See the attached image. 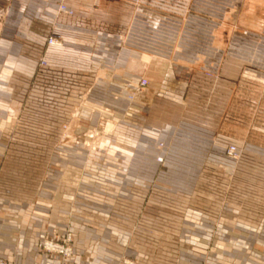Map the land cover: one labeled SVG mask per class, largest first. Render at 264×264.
<instances>
[{"label":"crops","instance_id":"obj_1","mask_svg":"<svg viewBox=\"0 0 264 264\" xmlns=\"http://www.w3.org/2000/svg\"><path fill=\"white\" fill-rule=\"evenodd\" d=\"M61 3L71 15L58 11ZM260 4L195 0L197 17L188 16L180 29L172 19L151 29L136 20V0H0V64L7 67L0 69V188L8 154L4 130L16 126L19 113L43 111L28 104L41 60L89 81L70 95L76 107L89 86L80 107L81 116L89 118L86 124L100 121L106 127L97 112L102 108L113 111L117 125L115 139L106 143L117 151L113 157L54 155L61 163L55 170L60 180L44 183L39 197L16 200L0 190V258L8 264H59L36 248L55 225L56 239L67 230L74 234V264H104L96 262L102 251L109 263L120 252L138 264H264V186L242 187L243 160L264 154L211 124L179 117L189 106L187 79L194 65L186 60L191 54L217 79L227 59H234L248 66L242 80L263 83L264 41L233 48V32L225 48L220 44L226 19L244 6L242 22ZM150 18L157 23L160 16L150 13ZM49 35L62 46H47ZM141 78L148 86L136 91L131 103L110 101L112 91ZM244 90L239 92H252ZM71 105L57 112L65 115ZM155 142L167 146L162 165L155 161L162 152ZM231 143L244 145L237 162L224 155ZM98 175L107 176L106 184L98 185ZM35 208H41L40 217ZM137 220L141 225L135 233ZM135 241H140L137 249Z\"/></svg>","mask_w":264,"mask_h":264},{"label":"rangeland","instance_id":"obj_2","mask_svg":"<svg viewBox=\"0 0 264 264\" xmlns=\"http://www.w3.org/2000/svg\"><path fill=\"white\" fill-rule=\"evenodd\" d=\"M256 1L261 3L260 6L254 13L250 12L243 15L242 22H240V16L245 10L244 6L238 10V13H232L233 15H230V18L226 19L224 22L226 24L220 31V35H222L220 42L222 48L226 47L229 36L233 32L239 33L244 31L245 28L252 29L258 33L262 31L264 0ZM255 7L257 6L255 5ZM260 67L263 68L264 66ZM1 68L7 67L1 65ZM246 68L248 66L243 63H239L234 59H227V63L222 66L218 79L214 80L205 77L201 73L200 68L194 65L190 68L191 74L187 79L186 92L189 106H187L185 112L181 113L178 111L179 117L200 124H211L214 130L229 134L242 141L244 145L248 144L257 147L259 150L254 151L264 154V97H261L264 81L262 83L261 81L246 82L242 80V75ZM82 79V75L74 70L64 67L52 69L47 65H40L39 62L37 76L32 89L33 95L28 98V104L37 107L39 110L43 108V111L19 113L17 123H15L16 126L14 125L11 129L4 130L3 139L8 144V154L1 166L4 177L0 190H3V195L16 200H25L33 195L39 197L44 183L48 182L50 185H57L60 179L56 176L55 170L59 169L61 163L53 160L54 155L58 159H70L77 154H82L87 159L91 156H99L100 154L107 157L109 155L113 157L114 154H117L116 150L110 152L111 149L105 145L107 140L110 142L117 135V125L114 120L115 117H113L114 113L113 111L104 112L102 108L97 109V112L100 115V120L104 118L103 121L107 123V126L105 128L104 125L99 123L100 121L96 125L98 137L104 141L100 143L101 147L98 148L99 150L90 153L84 151L79 145H76V142L84 140L83 136H86L89 128L95 127L86 124L85 121L89 118L88 116H81L80 112V107L83 106L85 100L84 93L89 86L79 96L77 101L75 100L78 106H74L76 105L73 104L74 98L72 99V96H70L75 94V92L78 94L79 88L82 89L81 86L89 83L88 80L82 81ZM221 79L223 80L222 82ZM24 83H22L21 87L24 86ZM80 84L81 86H79ZM244 89H249L252 92L248 93L249 95L239 92ZM115 91H119V89ZM115 91L110 93V101H115L113 99ZM223 97H225L224 102L222 100ZM219 102H222V105ZM70 103H72L70 110L65 115L57 112L59 107L61 108L64 105L68 107ZM106 105L109 106V104ZM173 115H176L175 112H173ZM63 135L67 137L63 139ZM11 136L14 137L12 141H10ZM244 145L240 146L241 155L237 161L245 153ZM262 158L252 160L246 158L243 160V166L246 168L243 169V188H250L251 184L253 188H256V185L257 188H263L264 157ZM103 162V160H100L98 165L101 167ZM97 179L98 185L101 186L106 184L107 176L98 175ZM36 197L34 200H36ZM37 200L41 201L43 199L38 198ZM34 210L35 214L40 217L41 208H35ZM29 211V213L27 212L28 214L33 210ZM134 223L132 224V228H135L136 233L141 224H139L138 220ZM55 227V225L49 227L44 231L43 236L50 234L51 230L54 229L56 231L55 237L57 238L58 231ZM67 233L72 234V245L74 247V234L70 230H67L64 235L60 236L59 238L61 239L54 238L62 241ZM38 241L36 242V248ZM139 242H134V249L140 246ZM142 243L141 245H143ZM102 252L96 257L97 263L138 264L137 260L127 258L120 254V252H116L119 255L114 256L109 263L106 253L102 255ZM73 259L67 264H74L72 263Z\"/></svg>","mask_w":264,"mask_h":264},{"label":"built area","instance_id":"obj_3","mask_svg":"<svg viewBox=\"0 0 264 264\" xmlns=\"http://www.w3.org/2000/svg\"><path fill=\"white\" fill-rule=\"evenodd\" d=\"M137 11L135 13V18L138 21H141L144 25L151 29H159L163 27V23L167 19H172L177 21V29H180L183 22L188 16L197 17L196 13L193 11L195 5V0H136ZM58 11L63 14L71 15L72 11L64 4L59 5ZM150 13L160 16V19L157 23L152 22L150 18ZM201 17V16H199ZM205 18V20H211L210 18ZM214 21V20H213ZM264 41V28L262 33L244 30L239 33H233L231 36V45L233 48L237 47L239 44H244L247 47H253L255 44H260ZM47 46H62L60 40L49 35L46 39ZM196 58L194 54L188 56L186 62L189 64L197 65ZM40 65H46L45 61H40ZM201 73L209 79H217V75L210 70L207 65L201 66ZM148 86V81L141 78L138 83H130L129 85H124V88L115 91L113 99L115 101L124 99L128 103H131L134 99V94L136 91L141 90ZM104 111V110H103ZM104 112H110L108 109ZM106 128V127H105ZM89 132L86 136H83L84 140L82 142H76V145H79L84 151L94 153L98 151L101 147L100 143L104 142L103 139L100 140L98 137L97 127H91L88 130ZM67 136L63 135V139ZM155 147L158 150H161V154L158 155L155 161L162 165L165 162L166 147L165 144L161 142H155ZM216 138L212 139V146H215ZM224 155L226 158L232 162H236L241 155V147L237 144H227L224 148ZM50 234L43 236L39 239L37 243L38 251L49 255L51 258H59V264H67L71 259L75 258L76 252L73 247V236L72 234H65L62 241L56 240L54 237L56 231L51 230ZM0 264H8V262L0 258Z\"/></svg>","mask_w":264,"mask_h":264},{"label":"bare ground","instance_id":"obj_4","mask_svg":"<svg viewBox=\"0 0 264 264\" xmlns=\"http://www.w3.org/2000/svg\"><path fill=\"white\" fill-rule=\"evenodd\" d=\"M105 145H106V144H105ZM110 152H112V150H111ZM110 152H109V153H110ZM109 156H110V155H109Z\"/></svg>","mask_w":264,"mask_h":264}]
</instances>
